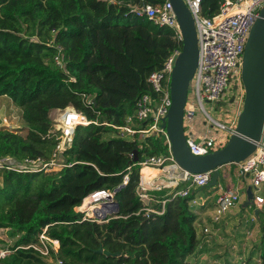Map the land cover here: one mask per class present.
<instances>
[{"label":"trees","instance_id":"1","mask_svg":"<svg viewBox=\"0 0 264 264\" xmlns=\"http://www.w3.org/2000/svg\"><path fill=\"white\" fill-rule=\"evenodd\" d=\"M165 1L0 0V96L21 109L28 126L25 136L0 127V229L15 237L12 244L0 238L8 250L0 264H53L29 246L41 233L59 241L50 254L61 264H198L189 259L197 247L195 191L166 195L162 213H146L136 195L139 162L167 154L166 137L105 136L124 123L139 96L155 95L147 76L177 46L172 29L133 10ZM221 2L201 0V14L213 16ZM67 106L91 121L75 127L62 152L67 162L52 171L7 168L51 158L57 140L48 133L49 112ZM119 185L118 210L104 220L83 219L75 209L90 193ZM260 258L264 264L263 249Z\"/></svg>","mask_w":264,"mask_h":264},{"label":"built area","instance_id":"2","mask_svg":"<svg viewBox=\"0 0 264 264\" xmlns=\"http://www.w3.org/2000/svg\"><path fill=\"white\" fill-rule=\"evenodd\" d=\"M184 1L194 18L198 43V64L190 80L193 101L186 103L184 117L195 115L194 102H197L205 114L203 123L206 126V130L197 135L192 133H185V135L190 152L202 155L221 148L228 135L234 130L236 120L229 123L213 117L206 109L205 103L214 104L226 101L228 90L233 84L237 91L242 92L243 96L244 90L240 78L242 54L249 30L258 16L260 8L264 5V0H222L219 12L211 17L201 14V0ZM133 10L138 15L147 17L154 24L172 29L177 46L169 53L161 67L147 76V82L155 95L143 93L136 100L132 113L125 116L124 123L111 126L114 129V135L123 139L142 140L149 134H161L167 139L162 119L165 118L171 105L170 75L175 58L181 52L183 36L168 0L158 5L137 6ZM55 62L62 66L58 56H55ZM87 102L92 103L90 97L87 98ZM210 109H213V105L210 106ZM54 111H56L55 116L51 119L52 126L48 133L55 136L57 143L51 158L48 161L39 158H25L18 167L6 166L7 168L52 171L62 166L57 162L58 153L63 152L72 142L77 125L88 124L91 121L73 106L56 108ZM3 120L6 122L5 118ZM144 121L147 124L142 126ZM214 129L218 133L213 132ZM255 143L254 151L237 162L240 174L248 180L247 185L243 189L220 186L219 194L211 209L210 220L212 223H220L233 208L241 204L244 207L252 206L255 209L254 213L257 210V213L249 216L251 222L256 225V216L264 205V196L258 193L264 184V122L260 139ZM139 164L136 195L144 204L143 209L146 213L163 212L166 199L165 197L157 198L156 193L165 191V195L184 196L207 185L211 177V171L190 172L183 169L175 161L169 143L167 154L146 157ZM126 179L127 175L124 176L123 183H126ZM248 186L252 191L250 200H247ZM114 201L113 190H97L84 197L81 204L75 209L77 208V211L83 213V219L102 221L115 211ZM157 204H160L159 208L155 206ZM190 204L202 205L203 201H197L193 197ZM202 231L205 234H211L209 226H204ZM244 233L250 237L252 229H245ZM29 246L37 250L43 257L48 258L51 257L50 251L57 252L59 241L50 239L41 233L39 242ZM7 253V249H0V257ZM55 264H61V261L56 260Z\"/></svg>","mask_w":264,"mask_h":264},{"label":"water","instance_id":"3","mask_svg":"<svg viewBox=\"0 0 264 264\" xmlns=\"http://www.w3.org/2000/svg\"><path fill=\"white\" fill-rule=\"evenodd\" d=\"M179 24L183 42L176 56L170 75L171 105L162 119L167 141L175 161L190 172L211 171L207 187L217 183L219 168L228 163L243 160L256 147L264 122V5L252 24L245 43L241 62V82L243 85L242 107L237 115L234 130L225 144L214 151L202 155L189 150L184 131V114L188 98L189 83L198 64V43L193 15L184 0H168ZM92 102H95L92 98ZM136 152V151H135ZM137 161V156L133 158ZM57 162L64 165L67 159L58 153ZM119 185L115 190H119ZM202 188V187H201ZM247 200L252 198L250 186L247 187ZM115 212L118 204L114 201ZM257 213V210L255 211ZM99 251H102L100 248ZM117 256L119 252H105Z\"/></svg>","mask_w":264,"mask_h":264},{"label":"rangeland","instance_id":"4","mask_svg":"<svg viewBox=\"0 0 264 264\" xmlns=\"http://www.w3.org/2000/svg\"><path fill=\"white\" fill-rule=\"evenodd\" d=\"M228 91L229 92H228V95L226 96V101L218 102L214 104L205 103L206 109L210 112V114L213 117L217 119H221V118L226 119L229 116V113L231 112V110L228 111V109H232V108H229L230 106L228 107L227 104L228 105L230 104L229 102L230 100H232L235 106L238 107V111L242 107V102H243L242 92L240 90L237 91V89H235L234 87V84ZM188 101H193L190 83H189L187 102ZM211 105H213V109H210ZM194 108H196L195 115H199L202 118L205 117L204 112L201 110L197 102H194ZM234 110L235 109H233V112H235ZM55 112L56 111H54V109L51 110V112H49L50 119H52L55 116ZM4 118L6 119V122H4L3 120ZM0 127L16 131L17 133L23 136H25L28 132V126L22 118L21 109L15 106L12 103V101L6 96H0ZM213 132L218 133L216 129H214ZM112 135H114V133H108L105 136H112ZM3 161L9 162L8 158H5ZM13 165L18 166L20 164H13ZM219 171H220V177L218 178L217 183L215 185L210 186V187H207V186H204L202 188L200 187L195 192L196 196L204 197L208 204L213 205L215 203V200L219 194L220 186L223 188L229 187V188H235V189L236 188L243 189L247 185L248 180L242 174H240L237 162L222 165L219 168ZM258 193L264 196V184L260 187V190L258 191ZM162 194L163 193H160L157 198L161 197ZM190 208L194 211L195 206H191ZM254 210L255 209L252 206L244 207V206H241V204L237 205L226 215V216H232L233 217L232 220H236V223L234 222L233 224H230L227 231H225L224 229L219 230V233L222 235V237L227 238L230 241L237 237L236 233H239L240 230L244 231L245 229H252L255 223L251 222V220L249 219V216H251L252 214H255ZM256 220L257 221H256L255 229L259 228L258 230H256L257 231L256 239L257 241L259 240L258 241L259 245L264 250V236H262V233L264 230V205H263V208L258 212V216H256ZM0 238L3 239L8 244H12L15 239V237H9L5 229H0ZM215 247H219V244H217ZM195 258H196V254L194 253L189 256V259L195 260ZM46 259L50 261V263L54 264L55 262L54 258L52 257H48Z\"/></svg>","mask_w":264,"mask_h":264},{"label":"crops","instance_id":"5","mask_svg":"<svg viewBox=\"0 0 264 264\" xmlns=\"http://www.w3.org/2000/svg\"><path fill=\"white\" fill-rule=\"evenodd\" d=\"M229 102L230 104H227V106H230L229 108H232L228 109V111L231 110V112L226 119H221L232 123L234 122V120H236L238 107L235 106L232 100H230ZM231 105L234 107H232ZM233 109H235V112H233ZM205 127L206 126L203 123V118L199 115H194L193 117H184V131L186 134L192 133L194 135H197L198 133L205 131ZM197 190L198 189H196L195 192ZM164 192L165 191L161 192L163 193L161 195V198H164L166 196ZM159 194L160 193H156V195ZM194 198L197 199V201H203V204L192 205L195 206L194 211L197 214L194 223L197 236V247L194 251V254H196L195 260H190L195 261L198 264H223L226 258H229L237 263L249 259L253 264H260V252L262 248L259 245V240L257 241L256 239V230H258L259 228L255 229L254 225V227L252 228V235L250 237H247L245 235L246 233L240 230L239 233H236L237 237L229 241L227 238L222 237V235L219 233V230L224 229L225 231H227L229 225L233 224L234 222L236 223V220H232V216H226L220 223H212L210 220V214L214 204H208L204 197H198L196 196V193H194ZM204 226L210 227L211 234H205L202 231ZM254 241L256 242V244ZM217 244H219V247H215Z\"/></svg>","mask_w":264,"mask_h":264}]
</instances>
